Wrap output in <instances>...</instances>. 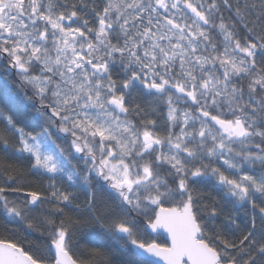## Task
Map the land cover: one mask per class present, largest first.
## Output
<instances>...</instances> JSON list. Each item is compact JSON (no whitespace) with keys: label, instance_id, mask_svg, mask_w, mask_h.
<instances>
[{"label":"snow or ice","instance_id":"1","mask_svg":"<svg viewBox=\"0 0 264 264\" xmlns=\"http://www.w3.org/2000/svg\"><path fill=\"white\" fill-rule=\"evenodd\" d=\"M0 68L23 81H7L4 95H22L42 121L25 131L0 110V143L12 147L11 133L52 181L35 191L8 176L0 209L33 228L30 212L55 207L38 224L47 257L0 240V264H113L99 250L74 256L77 235L94 227L140 264H264V0H0ZM138 86L152 112L130 103ZM57 180L85 190L83 204ZM213 181L248 210L242 228L229 218L236 239L210 227L215 202L194 195Z\"/></svg>","mask_w":264,"mask_h":264},{"label":"trees","instance_id":"2","mask_svg":"<svg viewBox=\"0 0 264 264\" xmlns=\"http://www.w3.org/2000/svg\"><path fill=\"white\" fill-rule=\"evenodd\" d=\"M99 3H103V0H99ZM217 39L222 38L217 37ZM120 75L121 71L116 70L113 73V78L121 77ZM17 77L18 76L14 74L6 76L4 69L0 68V110H3L6 115L12 116L18 126L24 127L25 131H38L42 121L37 117L35 109L26 103L22 95L16 96L15 93H13L10 97H6L3 93V85L9 80L15 81L17 84H23V81H20ZM13 86L15 87V85ZM23 91L31 94L32 89L30 86L24 85ZM126 100H129V97H126ZM130 103L133 105L139 104L141 108L146 109L148 112H152L155 102L152 98L149 99L141 93L134 92L131 93ZM166 110V104L163 102L156 105V114L154 118L157 119L158 127L161 129V132H163L165 124L164 117L166 115ZM131 118L136 119V117ZM4 130L5 122L3 119H0V132ZM6 135L9 143L13 146L5 148L4 144L0 143V184L4 183V180L8 176H11L12 180L10 183H12L13 186L23 187L28 190L45 191L52 181L49 180L47 174L37 175L36 170L31 167L30 157L26 154L16 152V138L11 133H6ZM58 142H62L63 146L69 143L66 140ZM79 166L83 167V164ZM165 175L167 174L165 173ZM214 183L213 181L212 183H204L195 186L194 195L199 196L205 203L209 201L215 202L217 216L210 227L219 230L222 234L228 235L232 239H236L237 236H239V232L233 234L232 231H229V218H234L236 223L240 224L242 228L243 224L247 223L250 219L248 210L241 207L239 208L238 206L234 207L222 192L213 187ZM56 184L62 190L72 191L73 195L77 198L76 203L83 204L85 201V190L69 189L67 183L60 180H57ZM7 195L13 198L20 194L8 193ZM97 207L101 212H109L113 205L106 196L99 195L97 197ZM54 211V205L45 202L38 210L29 213L28 219L33 222L34 227L28 228L25 223L7 217L3 210L0 209V240L15 243L34 256L47 257L48 237L46 233L40 230L38 224L45 215ZM69 215L74 216L75 213L70 212ZM205 215H207V213H205ZM137 219L143 220L142 217H138ZM153 237H157V235L149 233L145 239H151ZM157 242L165 243L167 239L163 234H159ZM93 250H99L105 257L111 259L113 264H140L131 245L127 250L122 249L119 244L115 243L111 237L99 227L86 229L84 233L78 234L73 242L72 252L74 256L80 259L87 258L89 253ZM94 264H98V262H94Z\"/></svg>","mask_w":264,"mask_h":264},{"label":"rangeland","instance_id":"3","mask_svg":"<svg viewBox=\"0 0 264 264\" xmlns=\"http://www.w3.org/2000/svg\"><path fill=\"white\" fill-rule=\"evenodd\" d=\"M118 67V66H117ZM114 73V72H113ZM123 72H121V77H117V78H115L116 80H117V83H118V85H119V83L121 82V80H122V78H123ZM19 80H20V78L19 77H17ZM21 81V80H20ZM134 93V92H133ZM131 118V117H130ZM59 135H61V136H63V134H59ZM65 148H67L68 147V145H65L64 146ZM27 155V154H26ZM218 166V165H217ZM239 208H240V206H238Z\"/></svg>","mask_w":264,"mask_h":264},{"label":"flooded vegetation","instance_id":"4","mask_svg":"<svg viewBox=\"0 0 264 264\" xmlns=\"http://www.w3.org/2000/svg\"><path fill=\"white\" fill-rule=\"evenodd\" d=\"M135 92H138V93H141L143 94V96L151 99V97H149L148 95H146V90L142 88V86H138V91H135ZM133 93V92H132ZM127 97V96H126Z\"/></svg>","mask_w":264,"mask_h":264},{"label":"water","instance_id":"5","mask_svg":"<svg viewBox=\"0 0 264 264\" xmlns=\"http://www.w3.org/2000/svg\"><path fill=\"white\" fill-rule=\"evenodd\" d=\"M149 233H150V230H149ZM151 234L157 235V234H154V233H151ZM161 234H163L165 236V238H167V233H161Z\"/></svg>","mask_w":264,"mask_h":264}]
</instances>
